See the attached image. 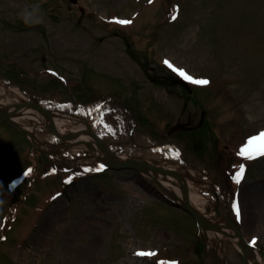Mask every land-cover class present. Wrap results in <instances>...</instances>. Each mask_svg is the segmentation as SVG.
Instances as JSON below:
<instances>
[{"label":"rangeland","instance_id":"374dc122","mask_svg":"<svg viewBox=\"0 0 264 264\" xmlns=\"http://www.w3.org/2000/svg\"><path fill=\"white\" fill-rule=\"evenodd\" d=\"M165 60L210 83L186 80L188 91ZM35 98L121 142L118 155L182 174L212 210L235 196L264 261V156L239 155L264 132V0H0V106ZM123 118L140 122L134 145ZM36 131L51 151L0 120V264H241L236 241L209 251L197 220L143 169H105L85 141ZM222 152L223 178L200 173Z\"/></svg>","mask_w":264,"mask_h":264},{"label":"bare ground","instance_id":"6f19581e","mask_svg":"<svg viewBox=\"0 0 264 264\" xmlns=\"http://www.w3.org/2000/svg\"><path fill=\"white\" fill-rule=\"evenodd\" d=\"M0 110L10 113L7 123L12 126L25 128L35 146L44 152H47L49 148L42 135L36 131L37 125L47 127L53 126L54 124L59 133L66 135H72L79 131L82 132V130L88 127L86 120L80 116L69 115L63 112H52L51 116H47L31 105H28L25 108L20 107V104H13L5 107L0 106ZM26 119H30L31 122H27ZM79 140L89 141L88 143L95 150V154L105 158L101 148L96 142L92 141L93 139L91 136L83 133L79 137ZM66 146H69V144L67 143ZM127 158L128 156L125 155L120 156L121 161ZM143 175L154 178V180L160 183L164 190H169L170 192L176 194L181 203H189L198 213L202 215L204 219L210 223L218 225L220 228L219 230L203 227L207 233V240L210 247L216 246L218 238H220L218 240H221L222 237L227 235L229 232L234 233L233 228L230 227L229 221L223 215L218 213L216 210H212L210 207L213 203L211 197L199 190H195L193 188V183L190 180L185 179V181H182L175 174L160 172L154 168L147 170ZM235 241L239 246L240 242L238 239H235ZM99 243V240L95 239L92 243V249H94ZM239 247L242 250L241 245ZM247 264H264L263 258L257 249L253 248L251 250Z\"/></svg>","mask_w":264,"mask_h":264},{"label":"water","instance_id":"95a60500","mask_svg":"<svg viewBox=\"0 0 264 264\" xmlns=\"http://www.w3.org/2000/svg\"><path fill=\"white\" fill-rule=\"evenodd\" d=\"M73 2H76L77 0H71ZM177 83H183L186 84V82L184 80L181 79H177L176 80ZM31 105L33 107H35L36 109H38L41 113L47 115V116H51L52 115V111L50 109L45 108L44 106H42L39 102L37 101H26L24 103L20 104V107L25 108L26 106ZM10 117V113L8 112H4L2 110H0V120H3L5 122H8V119ZM48 129L52 132H54L58 137H60L62 140L65 141H73V142H84V140H79V137L82 135V132H76L72 135H65V134H61L59 133L56 128L55 125L53 124V126H47ZM23 130L27 131L25 128L20 127ZM83 132H86L88 134H90L93 138H94V142H96L99 147L102 149V151L104 152L105 156L108 159V162L110 164V166H113L115 169H124V168H134V169H143V170H147L149 169V167H152L160 172H164V173H169V174H175L177 175L182 181H185V178L179 174L178 172L171 170V169H165L163 167L151 164L145 160H141V159H126V160H120L117 155L112 152L110 150V148H108V146L106 145V143L102 140V138H100L93 130V128L91 126H88L87 128H85L84 130H82ZM28 132V131H27ZM86 142V141H85ZM89 141H87L88 143ZM89 144V143H88ZM90 145V144H89ZM168 201L170 203H172L173 205H176L182 209H184L185 211H187L188 213H190L198 222L199 224L204 227V228H210L213 230H219L220 228L218 227V225L213 224L208 222L206 219H204L202 217V215L200 213H198L189 203L188 204H184L181 203L180 201L177 200H173V199H168ZM217 212L220 213L221 215H223L230 223V227H232L235 230V233H231L229 232L227 235H229L232 238H236L239 240L240 245L242 247V264H247L248 263V257L251 253V246L250 244L247 242L243 232L241 229L237 228L236 225L234 224L233 220L227 215L222 213L218 208H217Z\"/></svg>","mask_w":264,"mask_h":264},{"label":"snow or ice","instance_id":"6c2138e0","mask_svg":"<svg viewBox=\"0 0 264 264\" xmlns=\"http://www.w3.org/2000/svg\"><path fill=\"white\" fill-rule=\"evenodd\" d=\"M151 2V0H150ZM173 20L176 19V16L173 15L172 17ZM119 23L122 24H128L131 23V21H127V20H122L119 21ZM164 63L171 69H173V71L177 72L178 75H180L182 78H184L185 80H188L191 83L194 84H200V85H207L210 82L207 79H196L192 76H190L187 72H185L183 69L180 68H176L170 61L165 60ZM252 145H256L254 150H250V146ZM178 155V153H177ZM239 155L241 156H245L248 159H255L256 157L259 156H264V132H261L258 136H254L252 138L249 139L248 141V146H246L245 148H242ZM99 170V169H97ZM31 171V170H29ZM244 166L241 165L239 171L236 173L234 179L237 183H240L241 179L244 176ZM59 195V194H57ZM55 198V197H54ZM237 217L239 218L240 216V209L238 205H234ZM252 243H255V238H253ZM137 255H153V253H144V252H139L137 253ZM171 264H177V262H171Z\"/></svg>","mask_w":264,"mask_h":264},{"label":"trees","instance_id":"16d2710c","mask_svg":"<svg viewBox=\"0 0 264 264\" xmlns=\"http://www.w3.org/2000/svg\"><path fill=\"white\" fill-rule=\"evenodd\" d=\"M9 80V79H8ZM224 159V158H223ZM225 161V160H224ZM219 162V159L216 160V165H215V170L217 172L216 176L218 177H222L223 178V175H225V169L222 168L221 169V165L217 164ZM227 174V173H226ZM223 193V191H222ZM222 196L223 194H220V198L222 199ZM231 197V195H230ZM230 197H226V196H223V198H225L226 200L224 202L227 201V198H230ZM230 206V210L228 211V213L230 214V216L236 221L237 220V214H236V211H235V208H234V205H235V196H232L231 197V201L229 202ZM227 211V210H226Z\"/></svg>","mask_w":264,"mask_h":264},{"label":"clouds","instance_id":"9594fccd","mask_svg":"<svg viewBox=\"0 0 264 264\" xmlns=\"http://www.w3.org/2000/svg\"><path fill=\"white\" fill-rule=\"evenodd\" d=\"M27 22V21H26Z\"/></svg>","mask_w":264,"mask_h":264},{"label":"flooded vegetation","instance_id":"af4514ba","mask_svg":"<svg viewBox=\"0 0 264 264\" xmlns=\"http://www.w3.org/2000/svg\"><path fill=\"white\" fill-rule=\"evenodd\" d=\"M192 164V163H191Z\"/></svg>","mask_w":264,"mask_h":264}]
</instances>
